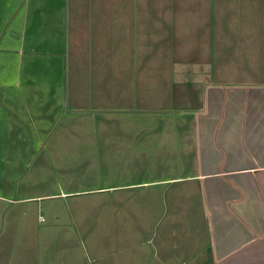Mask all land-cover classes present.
I'll use <instances>...</instances> for the list:
<instances>
[{
    "label": "crops",
    "instance_id": "obj_1",
    "mask_svg": "<svg viewBox=\"0 0 264 264\" xmlns=\"http://www.w3.org/2000/svg\"><path fill=\"white\" fill-rule=\"evenodd\" d=\"M30 5L32 24L27 36ZM71 7L70 0H0V158L7 157L9 143L24 139V122L39 134L41 128L56 121L54 109L84 114L103 108L100 98L107 91L100 87L103 73L94 75L95 84L100 86L89 88L82 82L86 76L80 72L81 61L68 57L65 30L71 14L78 15L73 22L79 27L83 20L80 13L88 12ZM258 42L256 56L245 68L221 72L211 67L217 56L215 60L199 56L194 59L201 65L192 68L188 63L178 68L177 76L173 74L176 93L171 101L176 107L162 109L165 115H172L171 122H142L145 130L167 126L168 142L160 147V142L154 141L159 148L156 166L152 168L151 163L145 168L144 178L138 181L114 186L122 194L84 201L86 212L98 207L106 214L97 219L94 229H99V223L113 226L118 222L126 230L112 231L118 237L128 233L122 240L115 238L112 249L91 247L86 254L92 262L264 264V34ZM25 68L29 69L24 72ZM149 89L152 91L150 83ZM151 111L144 108L146 115ZM91 119L96 120L93 115ZM0 165L2 175L6 168ZM1 189L7 187L0 183ZM94 190L105 191L106 187L16 198L0 193V202L12 200L32 207L34 201ZM82 222L87 224L88 220L83 218ZM87 227L88 234L91 229ZM43 234L50 240L55 238L54 226H48ZM93 235L90 243L96 231ZM136 235L142 240L141 248H119L122 243L134 242ZM64 242L61 240L63 246ZM26 251H32L35 259V250ZM21 253L18 250L16 264L18 260L22 264ZM89 257L85 264H89ZM3 264H7L6 259Z\"/></svg>",
    "mask_w": 264,
    "mask_h": 264
},
{
    "label": "rangeland",
    "instance_id": "obj_2",
    "mask_svg": "<svg viewBox=\"0 0 264 264\" xmlns=\"http://www.w3.org/2000/svg\"><path fill=\"white\" fill-rule=\"evenodd\" d=\"M70 2L71 8L88 12L80 13L83 20L79 27L73 22L78 15L71 14L70 25L65 30L72 55L68 57L81 61L80 72L86 76L82 82L89 88L100 86L95 84L94 75L103 73L104 82L100 87L107 88L100 98L103 108L84 114L62 112L61 107L54 109L52 115L56 121L41 128L39 134L30 123L24 122V139L9 143L7 157L0 158V164L6 168L1 170L0 183L7 187L0 193L16 198L76 189L106 187V190L58 195L31 202L32 207H23L25 204L12 200L0 202V232L4 234L0 235V264L5 259L7 264H16L18 250H22V264H85L91 247L112 249L118 237L112 228L126 229L118 222L113 226L99 223L103 226L98 224L99 229H94L93 224L96 226L97 219L102 220L106 214L98 207L86 212L84 201L122 194L114 186L138 181L144 178L145 168L151 163L152 168L156 166L159 148L154 146V141L158 140L160 147L168 142L167 126L163 130H145L147 126L142 127V122L150 124L156 119L171 122L172 115H165L162 109L176 107L171 101L176 93L172 79L177 76L178 68L188 63L196 68L201 65L195 63L199 56L211 60L217 56L218 61L211 67L221 72L245 68L256 56L259 36L264 34V13H261L264 0ZM32 12L30 5L27 36ZM149 83L152 91L148 90ZM113 88L119 89V96ZM146 107L152 109L147 115ZM91 115L96 120L92 121ZM11 124L9 121V131ZM30 132L32 135L27 136ZM23 210L29 213H22ZM83 218L88 220L87 224L82 222ZM51 225L56 234L52 240L43 234ZM86 227L91 229L88 234ZM95 231V239L90 243ZM124 237H128L127 231L118 239ZM61 240L66 241L64 246ZM133 240L131 244L122 243L119 248L142 247L138 235ZM26 250H35V259L34 253ZM88 262L95 264L90 257Z\"/></svg>",
    "mask_w": 264,
    "mask_h": 264
}]
</instances>
